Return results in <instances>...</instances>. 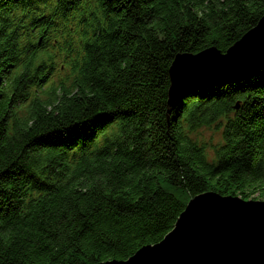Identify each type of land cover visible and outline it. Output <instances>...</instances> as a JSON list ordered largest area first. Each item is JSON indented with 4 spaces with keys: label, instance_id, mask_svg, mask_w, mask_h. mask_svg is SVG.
Here are the masks:
<instances>
[{
    "label": "trees",
    "instance_id": "1",
    "mask_svg": "<svg viewBox=\"0 0 264 264\" xmlns=\"http://www.w3.org/2000/svg\"><path fill=\"white\" fill-rule=\"evenodd\" d=\"M95 1L71 88L34 93L40 58L28 48L23 63L14 14L34 0H0V264L124 261L195 196L264 199V70L168 105L175 57L226 53L264 0ZM22 12L46 29L40 5ZM213 128L210 158L198 133Z\"/></svg>",
    "mask_w": 264,
    "mask_h": 264
},
{
    "label": "water",
    "instance_id": "2",
    "mask_svg": "<svg viewBox=\"0 0 264 264\" xmlns=\"http://www.w3.org/2000/svg\"><path fill=\"white\" fill-rule=\"evenodd\" d=\"M264 69V16L225 54L177 55L169 68L168 105L214 86L239 83ZM99 264H264V201L214 192L190 199L174 228L124 261Z\"/></svg>",
    "mask_w": 264,
    "mask_h": 264
},
{
    "label": "rangeland",
    "instance_id": "3",
    "mask_svg": "<svg viewBox=\"0 0 264 264\" xmlns=\"http://www.w3.org/2000/svg\"><path fill=\"white\" fill-rule=\"evenodd\" d=\"M199 140L204 142L208 148L209 157L213 156V149L221 143V132L213 129H202L198 133ZM257 200L264 201V199L257 197Z\"/></svg>",
    "mask_w": 264,
    "mask_h": 264
},
{
    "label": "bare ground",
    "instance_id": "4",
    "mask_svg": "<svg viewBox=\"0 0 264 264\" xmlns=\"http://www.w3.org/2000/svg\"><path fill=\"white\" fill-rule=\"evenodd\" d=\"M206 90H208V89H206Z\"/></svg>",
    "mask_w": 264,
    "mask_h": 264
}]
</instances>
